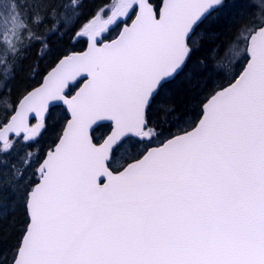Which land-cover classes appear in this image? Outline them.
<instances>
[{
    "label": "snow or ice",
    "instance_id": "6c2138e0",
    "mask_svg": "<svg viewBox=\"0 0 264 264\" xmlns=\"http://www.w3.org/2000/svg\"><path fill=\"white\" fill-rule=\"evenodd\" d=\"M84 7L0 0V264H264V0Z\"/></svg>",
    "mask_w": 264,
    "mask_h": 264
},
{
    "label": "trees",
    "instance_id": "16d2710c",
    "mask_svg": "<svg viewBox=\"0 0 264 264\" xmlns=\"http://www.w3.org/2000/svg\"><path fill=\"white\" fill-rule=\"evenodd\" d=\"M108 2V0H85V7H84V12H85V19L87 18L88 15H90L92 13V11L94 10L95 7L97 6H101L104 5ZM115 32H112L111 35L114 37ZM225 39L224 36H220L219 40H217V37L214 35H209L208 37H206V43H205V48L209 49L213 46L212 42L214 40H217V42H221ZM59 45L61 48H70L76 51H80L82 50V45L78 44V43H70L68 41L67 38H65L62 41H59ZM203 55L207 56L208 52L206 51ZM51 57H49L50 59ZM38 60V57L36 55V49L33 48L31 49L30 54L27 56V59L22 61V65L18 71L17 77H16V84L17 86H28L31 84L36 83V80H39V77L36 78V80H30L28 79L29 77V69L33 66V64ZM48 63V60H43L40 61V66L41 68H43L46 64ZM210 63V61H209ZM58 116H64L66 115V113H63L62 109L58 110L57 112ZM49 139L48 136L44 137V140L41 141L42 146L47 142V140Z\"/></svg>",
    "mask_w": 264,
    "mask_h": 264
},
{
    "label": "flooded vegetation",
    "instance_id": "af4514ba",
    "mask_svg": "<svg viewBox=\"0 0 264 264\" xmlns=\"http://www.w3.org/2000/svg\"><path fill=\"white\" fill-rule=\"evenodd\" d=\"M118 31V30H117ZM114 35H116V32H115V34Z\"/></svg>",
    "mask_w": 264,
    "mask_h": 264
},
{
    "label": "water",
    "instance_id": "95a60500",
    "mask_svg": "<svg viewBox=\"0 0 264 264\" xmlns=\"http://www.w3.org/2000/svg\"><path fill=\"white\" fill-rule=\"evenodd\" d=\"M130 23V22H129Z\"/></svg>",
    "mask_w": 264,
    "mask_h": 264
}]
</instances>
